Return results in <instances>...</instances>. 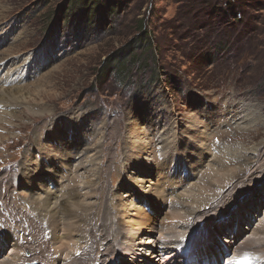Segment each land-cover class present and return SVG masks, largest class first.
Returning a JSON list of instances; mask_svg holds the SVG:
<instances>
[{"label":"rangeland","instance_id":"rangeland-1","mask_svg":"<svg viewBox=\"0 0 264 264\" xmlns=\"http://www.w3.org/2000/svg\"><path fill=\"white\" fill-rule=\"evenodd\" d=\"M15 86L25 99L0 121V198L6 188L10 198L0 199V264L68 259L60 246L69 231L62 223L53 235L42 206L61 190L66 203L77 192L102 253L110 235L115 262L162 264L150 258L159 243L181 239V223L210 209L191 228L211 246L201 263H264L237 249L264 247V156L255 164L264 147V0H0V88ZM162 160L179 171L174 180ZM243 163L255 176L220 206ZM32 222L50 229L41 231L45 263L32 256L44 247ZM118 233L137 251H118ZM82 234L78 226L68 236L81 253Z\"/></svg>","mask_w":264,"mask_h":264},{"label":"bare ground","instance_id":"bare-ground-1","mask_svg":"<svg viewBox=\"0 0 264 264\" xmlns=\"http://www.w3.org/2000/svg\"><path fill=\"white\" fill-rule=\"evenodd\" d=\"M23 89H24V86H15L13 88H7V89L6 88H0V109H2V110H0V121L3 120L2 117H4L6 114H12L8 111L11 109L10 106L12 107L13 105H19V104L23 103V101L25 99L24 98L25 95L22 92ZM29 110L34 115H36L37 113L41 114L40 111H33L31 109H29ZM13 114H14V116L16 115V113H13ZM222 137H223V135H222ZM72 146L75 148L74 151L76 149H78L75 145H72ZM173 147H175V146H173ZM263 151H264V147H262L261 149L256 151V161H255L256 165L260 162L261 157L263 158V156H264ZM79 154H77V155H79ZM163 161L164 160H162V162ZM263 161H264V159L260 163L261 167L259 166V169L264 168V162ZM169 162L172 163L171 160H169ZM170 163L169 164L168 163L166 164V162L164 163L165 164L164 166H166V170L165 171L163 170V171L165 172V175L169 180H170V175L173 174L174 176L171 179L174 180L176 175H178L179 171L173 170L172 168H174V167ZM246 165H248V164L243 163L241 165L243 168H241L238 171L239 173L237 172L238 174H236L237 177L235 179L230 180L229 188L226 190H224V189L222 190L221 198L218 201L220 203V206L223 205L227 201V199L231 196L228 193L229 192L228 190L231 189L230 191H233L235 188H237V185L239 184V182L243 183L246 180H249V179L251 180L252 177L255 176L254 173H250L248 171L249 168L250 169L253 168V165L248 167V168L245 167ZM9 183L10 182L8 180L7 184H9ZM163 184H165V183H163ZM3 191L4 190H2L1 194L3 195L2 197H4V199H2V198H0V199H1V201L3 200V202L6 204L10 199L9 193L7 192L8 191L7 188L5 190L6 191L5 193ZM67 191L62 192V190H61V191H58L57 193L53 192L55 195L49 193V191H48V193L46 194V198H44L43 204H42L43 209L49 210V214L51 215V217L54 218V220H53L54 222H52L53 226H51V229L53 231V235H54V232L57 235V232L59 231L58 227L62 223H63L62 224L63 225V227H62L63 231H65V232H66V230L69 231V233H67L68 234L67 239L64 240V245L60 246V247L65 246V247L69 248L68 259L63 261L62 264H95V263L123 264L122 261H119V260H121V258H117V262H115L116 258L111 257L112 255L114 256V252H116V250H115L116 248L114 249V247H113L114 245H111L108 243L110 241V238H109L110 235L104 237V241H107L108 245L105 246V251L103 253L101 252L100 247H99V244H100L99 240L95 236H93V238H97L98 243H97V245H95V243L93 244L94 239L89 235V232L87 231L88 229H85V227L87 226V221L92 220V218L89 216V214H87V212H86L87 210H86V208H84V206L80 208V205L82 204V202L80 201L77 192L70 193V197L66 198V199H68L67 203H66L65 195L67 194ZM45 193H46V190H45ZM162 193H164L166 195H167V193L168 194H174L175 190L170 189L167 192L164 188H162ZM56 194L60 197L57 198L58 196ZM181 195H183V194H181ZM181 195H179L177 197H179L181 199H185V200L187 199ZM130 196L132 197V195H130ZM194 200H196V199H194ZM57 203L60 207L59 210L57 208ZM130 203H132V201H130V202L127 201V204H130ZM149 204H147L149 206L148 208L151 207V205H149ZM61 205L62 206L65 205L64 210H62ZM214 205H216V204H213V206ZM136 206L142 207V206H138V205H136ZM152 206L156 207L158 209L160 207V204L153 203ZM76 208H78V209L75 212ZM99 208L100 209H98V213L96 215L103 214V211L106 212L103 209H107V208L103 207L102 205ZM214 208H213V210H214ZM124 209H125V207H124ZM217 209H219V208H217ZM209 212H211L210 209H209ZM209 212H206L203 210H196V211L192 212L191 216L193 215V220L192 221L189 220L187 223H181V228L183 229V233H184L183 235H181L182 238L180 239V235H179V238H174L173 236H171L172 234H167L169 237H171V241H169L168 243L160 242L159 244H164V245L159 246V249H156V251H153V255H151L152 257L150 256V258H156V260H157V257L161 256L162 257V259H161L162 264H169V261L171 259H174V258H176V256H178L179 259L181 260V262H184V264H202L200 261L201 249L206 250L211 246L207 245V243H209V241L206 239H202V240L197 241L196 238H194V236L191 234V232H192L191 228L193 225L197 226L199 224V222L202 221V219L205 216H208ZM85 214L87 215L86 217H85ZM133 214H135V212H133ZM89 218H91V219L89 220ZM237 220L239 221L238 222V225H239L240 224V217L239 216L237 217ZM132 221L135 222L134 220H132ZM66 223L71 224V225L69 226L67 224V226H66ZM116 223L119 225V220ZM74 224L76 225L77 229L73 228ZM78 226H81V234L83 233L82 230H86L81 235V237L78 239L79 241H81L82 244H84V245L86 244L82 250V253L80 252V250H78L79 249L78 245L72 243L68 239L69 235L73 236L74 232H76L78 230ZM5 227L9 228L8 226H5ZM28 227L31 228L33 230V232L35 231L39 235L37 239H39L40 244H41V242L44 243V247L39 246L38 249L33 250L34 251L32 253V256L34 254L33 259H36L39 262L45 263L48 260V258L50 257V241L46 236L42 235V232H43V234H44V232H48V230H50V229H48L49 226L48 227H47V225H44L42 227L39 225L34 226V223L32 222V223H30V226H28ZM102 228L104 229L105 227H104L102 219H101L100 223L96 224L95 229H98L99 231L100 230L103 231ZM59 229H60V227H59ZM7 230H4V231H7ZM89 230H92V228L90 227ZM260 231L264 232V223H263V226L260 228ZM87 233H88V235H87ZM101 235L102 234H99L98 236H101ZM3 236H4V239H6L8 237V235L5 233ZM61 237L63 238V235L57 236V238H59V239H61ZM117 237L118 238H116V239H119L118 240L119 242L116 241L115 246H118V248H117L118 251L125 253V252L129 251L130 249L136 250L137 246H135V244L131 245V244H128L125 241H123V239H125V238L122 236V233L117 235ZM193 242H195V244H193ZM132 243H133V241H132ZM252 243L253 242H251V241H247V243L238 246V248H237V249H239L238 253L243 252L242 253L243 255H245V254L256 255V256H259L260 259L263 260L264 259V247L263 246H251ZM93 245H94V247H93ZM129 245L131 248H128ZM13 246H15V247L17 246L16 248L22 247L20 245V243L17 241L13 242ZM100 246H101V244H100ZM56 249L57 248H55L53 252H55V251L57 252ZM203 252L205 253L206 251H203ZM155 254H157V255H155ZM14 258H16V257H14ZM26 261H27V258L21 256V258L20 257L18 258L17 262H18V264H20V263L24 264ZM205 261L207 264H211V263L212 264H217V263L219 264V262H220L218 258L214 259V262H211V263H210V259H206ZM263 262H264V260H263ZM145 263L147 264L148 262H145ZM1 264H10V263H8L6 261L5 263H1ZM12 264H13V262H12ZM151 264H156V263H151ZM223 264H228V263L225 262ZM239 264H241V263L239 262ZM249 264H252V263L249 262Z\"/></svg>","mask_w":264,"mask_h":264},{"label":"trees","instance_id":"trees-1","mask_svg":"<svg viewBox=\"0 0 264 264\" xmlns=\"http://www.w3.org/2000/svg\"><path fill=\"white\" fill-rule=\"evenodd\" d=\"M143 29V28H142ZM146 33V32H145ZM136 42H138V41H136ZM128 50V48H123V50L122 51H127ZM131 53L128 55V56H130L131 57ZM128 56H123V60L124 59H126V58H128ZM132 57H134V56H132Z\"/></svg>","mask_w":264,"mask_h":264}]
</instances>
